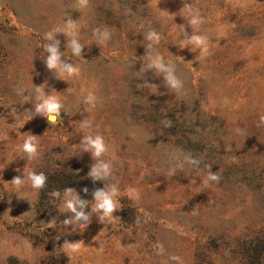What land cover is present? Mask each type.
<instances>
[{"label": "rangeland", "instance_id": "1", "mask_svg": "<svg viewBox=\"0 0 264 264\" xmlns=\"http://www.w3.org/2000/svg\"><path fill=\"white\" fill-rule=\"evenodd\" d=\"M49 33L77 75L47 69ZM41 85L62 104L54 125L28 112ZM84 135L105 141L103 180ZM24 171L45 186L11 184ZM112 185L116 219L101 220L93 193ZM65 189L85 202L83 229L64 223ZM0 264H264V0H0Z\"/></svg>", "mask_w": 264, "mask_h": 264}, {"label": "clouds", "instance_id": "2", "mask_svg": "<svg viewBox=\"0 0 264 264\" xmlns=\"http://www.w3.org/2000/svg\"><path fill=\"white\" fill-rule=\"evenodd\" d=\"M190 6L184 4L183 8H189ZM191 15V25H196L199 23L198 14L194 12H190ZM67 23L73 24L71 20ZM94 35L96 36L98 41H104L108 39V33L106 31L100 32L94 30ZM49 43L44 45V52L47 53L44 63L47 69L55 72L57 78L65 80L67 77L75 76L79 73V68L75 64L66 63L61 59L64 56V53L60 51L59 48V41L56 39V36H53L51 33L47 36ZM147 40L154 41L158 40V36L154 32H149ZM188 45H191L192 48L195 47L199 49L201 52L205 51V38L199 34H195L193 31V35L190 39H187ZM68 48L71 50V54L73 56H80L82 51V45L79 41L75 38L68 39ZM150 45L147 49L150 50ZM149 60L147 63V67L149 69H155L163 73L164 79L167 82L169 87L175 88L178 86L179 82L175 78L173 74L172 67L166 66L159 55L152 56L151 54L148 55ZM44 85L36 86L35 87V103L33 104V111H28L33 113V116H42L46 118L47 122L50 125H54L57 120L61 116V109L62 104L56 95L46 94L43 88ZM27 99V96L25 97ZM96 101V96L93 92L88 91L86 96L84 97V103L88 105H94ZM31 118V119H32ZM83 123V122H82ZM25 137L23 143L19 145V149L26 153L29 158L33 157L37 153V144H36V137L31 133L23 134ZM80 146L86 152H89L91 156L97 161V163L90 169L88 175L93 179V181L103 180L104 178L108 177L111 174V164L102 157L108 151L105 141L101 135H84L82 136ZM209 178L212 180L216 179V175L210 172ZM25 180L30 183V186L33 190H40L42 189L47 181V177L43 172H32V171H24L23 179L19 176L14 177L11 181L13 185H21ZM87 191V189H85ZM118 191L116 185H112L109 188L104 189H97L94 193V201L92 204V212H99L101 213V220L106 219H116L113 216L114 210H116V201L114 197ZM53 197H59L60 193L53 191L51 193ZM63 207L71 212L73 215L71 219H65L64 223L67 224H74L76 222L82 221L79 224L80 228H84L87 225L89 220V216L86 215L83 211L85 208V202L79 199V197L75 194L72 189H65L64 190V200H63ZM69 245H77V243H68L65 244Z\"/></svg>", "mask_w": 264, "mask_h": 264}]
</instances>
